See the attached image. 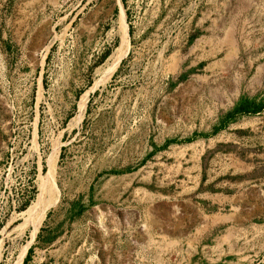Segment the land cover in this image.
Instances as JSON below:
<instances>
[{
	"label": "rangeland",
	"instance_id": "1",
	"mask_svg": "<svg viewBox=\"0 0 264 264\" xmlns=\"http://www.w3.org/2000/svg\"><path fill=\"white\" fill-rule=\"evenodd\" d=\"M27 243L21 264H264V0H0V264Z\"/></svg>",
	"mask_w": 264,
	"mask_h": 264
},
{
	"label": "bare ground",
	"instance_id": "2",
	"mask_svg": "<svg viewBox=\"0 0 264 264\" xmlns=\"http://www.w3.org/2000/svg\"><path fill=\"white\" fill-rule=\"evenodd\" d=\"M119 22L121 24L120 26H121V32H122L121 41L119 45L115 48V50L112 52V54L110 55L109 61L105 64L104 70L102 71V78L97 80L96 82H100L112 74V72L117 67L120 59L124 55V52L127 48L128 34L126 31V23L124 22V19H123L122 8H120V21ZM86 99L87 97L85 96L84 100L81 103L82 108H84ZM79 118H80V115H78L76 119H79ZM55 151L57 150L55 149ZM54 171H55V158L52 159V162L50 163L47 171L44 174H40L38 177V181H39L38 188L39 189H38V193L36 195L35 200L24 211L19 213L22 215V218H23V223L21 224L22 228L25 229L30 225L33 226V235L36 229V225H38L44 218L45 213H46V207L48 206L50 202V196H51L54 179H55ZM28 243L21 248V251L19 252L14 264L22 263V259L25 255Z\"/></svg>",
	"mask_w": 264,
	"mask_h": 264
}]
</instances>
